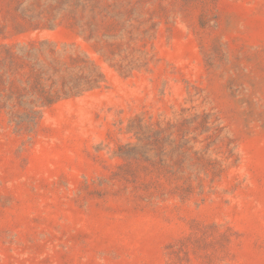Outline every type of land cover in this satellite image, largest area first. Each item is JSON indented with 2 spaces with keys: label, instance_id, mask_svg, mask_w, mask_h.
<instances>
[{
  "label": "rangeland",
  "instance_id": "1",
  "mask_svg": "<svg viewBox=\"0 0 264 264\" xmlns=\"http://www.w3.org/2000/svg\"><path fill=\"white\" fill-rule=\"evenodd\" d=\"M0 264H264V0H0Z\"/></svg>",
  "mask_w": 264,
  "mask_h": 264
}]
</instances>
